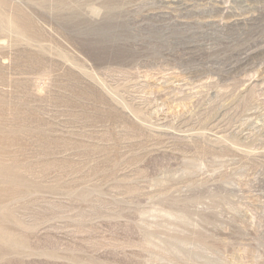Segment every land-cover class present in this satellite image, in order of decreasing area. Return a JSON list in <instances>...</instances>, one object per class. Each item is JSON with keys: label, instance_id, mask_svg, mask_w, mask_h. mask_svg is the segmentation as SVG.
Masks as SVG:
<instances>
[{"label": "rangeland", "instance_id": "374dc122", "mask_svg": "<svg viewBox=\"0 0 264 264\" xmlns=\"http://www.w3.org/2000/svg\"><path fill=\"white\" fill-rule=\"evenodd\" d=\"M0 264H264V0H0Z\"/></svg>", "mask_w": 264, "mask_h": 264}]
</instances>
